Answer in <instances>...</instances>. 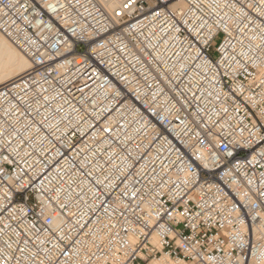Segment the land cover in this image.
<instances>
[{"label":"built area","instance_id":"built-area-1","mask_svg":"<svg viewBox=\"0 0 264 264\" xmlns=\"http://www.w3.org/2000/svg\"><path fill=\"white\" fill-rule=\"evenodd\" d=\"M0 32V264H264V0H0Z\"/></svg>","mask_w":264,"mask_h":264},{"label":"bare ground","instance_id":"bare-ground-1","mask_svg":"<svg viewBox=\"0 0 264 264\" xmlns=\"http://www.w3.org/2000/svg\"><path fill=\"white\" fill-rule=\"evenodd\" d=\"M0 85L16 79L31 68L30 59L0 32ZM4 58V59H3Z\"/></svg>","mask_w":264,"mask_h":264},{"label":"rangeland","instance_id":"rangeland-1","mask_svg":"<svg viewBox=\"0 0 264 264\" xmlns=\"http://www.w3.org/2000/svg\"><path fill=\"white\" fill-rule=\"evenodd\" d=\"M221 40H222V35H218L216 37L215 41H214L216 47L219 45V43L221 42ZM0 56H3V53L1 52V50H0Z\"/></svg>","mask_w":264,"mask_h":264}]
</instances>
